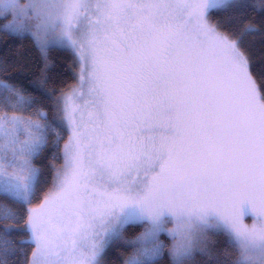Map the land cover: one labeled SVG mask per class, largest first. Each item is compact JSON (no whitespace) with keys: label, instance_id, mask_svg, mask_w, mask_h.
<instances>
[{"label":"snow or ice","instance_id":"1","mask_svg":"<svg viewBox=\"0 0 264 264\" xmlns=\"http://www.w3.org/2000/svg\"><path fill=\"white\" fill-rule=\"evenodd\" d=\"M0 31L40 56L0 78V264H264V0H0Z\"/></svg>","mask_w":264,"mask_h":264},{"label":"trees","instance_id":"2","mask_svg":"<svg viewBox=\"0 0 264 264\" xmlns=\"http://www.w3.org/2000/svg\"><path fill=\"white\" fill-rule=\"evenodd\" d=\"M222 13L213 12L211 17L213 19L222 17ZM9 53L7 57L8 67L5 70L2 65H0V78H16V65L15 61L19 60L21 63H26L30 69L35 70L36 66L40 62L39 52L34 47L30 38L19 39L16 37L9 36L4 32L0 31V61H3L5 58V53ZM51 56L58 63L62 64L66 69L63 75V79L67 83L71 84L75 82L74 66L72 65V56L67 52H61L57 49L51 51ZM61 161L57 160L56 163L59 164ZM37 163H40L38 160ZM47 163V161H45ZM142 231V226H129L127 234L129 236L138 234ZM165 238L164 236H162ZM166 240V243H170L169 240ZM132 251L131 248L120 246L118 248L112 249L108 254L109 264H123L125 257L128 253ZM201 258L197 257V261ZM159 264H170L168 257L165 256Z\"/></svg>","mask_w":264,"mask_h":264},{"label":"rangeland","instance_id":"3","mask_svg":"<svg viewBox=\"0 0 264 264\" xmlns=\"http://www.w3.org/2000/svg\"><path fill=\"white\" fill-rule=\"evenodd\" d=\"M22 2H24V0H22ZM248 222L250 223L251 220L249 219ZM168 227H172V225H168ZM142 230H143V229H142ZM164 237L168 240V237H167V236H164ZM165 238H163V237L161 236V239L164 240V241L166 242ZM170 243H171V241H170Z\"/></svg>","mask_w":264,"mask_h":264}]
</instances>
